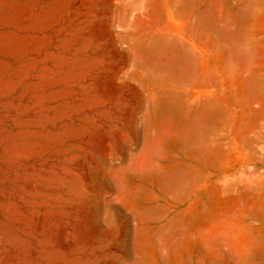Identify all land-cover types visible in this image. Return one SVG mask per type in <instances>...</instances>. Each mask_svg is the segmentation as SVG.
<instances>
[{
  "label": "rangeland",
  "instance_id": "rangeland-1",
  "mask_svg": "<svg viewBox=\"0 0 264 264\" xmlns=\"http://www.w3.org/2000/svg\"><path fill=\"white\" fill-rule=\"evenodd\" d=\"M79 3L0 0V264H264V0Z\"/></svg>",
  "mask_w": 264,
  "mask_h": 264
},
{
  "label": "bare ground",
  "instance_id": "bare-ground-1",
  "mask_svg": "<svg viewBox=\"0 0 264 264\" xmlns=\"http://www.w3.org/2000/svg\"><path fill=\"white\" fill-rule=\"evenodd\" d=\"M69 1H70V0H69ZM72 1H73V2H78V3H79L80 0H72ZM79 4H80V3H79Z\"/></svg>",
  "mask_w": 264,
  "mask_h": 264
}]
</instances>
